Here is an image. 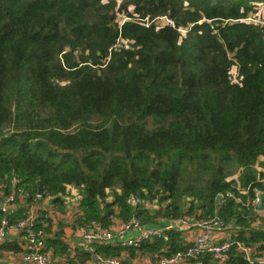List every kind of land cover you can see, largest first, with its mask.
Masks as SVG:
<instances>
[{
	"label": "trees",
	"instance_id": "1",
	"mask_svg": "<svg viewBox=\"0 0 264 264\" xmlns=\"http://www.w3.org/2000/svg\"><path fill=\"white\" fill-rule=\"evenodd\" d=\"M262 8L264 0H0L5 190L15 177L56 198L71 184L81 194L76 221L103 225L116 210L148 222L216 208L231 238L261 253L264 210L249 211L253 188L264 191V26L245 17H264ZM132 193L162 204L132 206ZM65 225L49 228L55 253L68 252ZM183 239L172 230L170 249ZM162 242L93 246L119 255ZM3 246L18 251L16 241ZM74 251L69 264H87L89 251ZM228 263L248 264L234 246Z\"/></svg>",
	"mask_w": 264,
	"mask_h": 264
},
{
	"label": "built area",
	"instance_id": "2",
	"mask_svg": "<svg viewBox=\"0 0 264 264\" xmlns=\"http://www.w3.org/2000/svg\"><path fill=\"white\" fill-rule=\"evenodd\" d=\"M245 18L264 26V17L254 18L250 15ZM168 21L171 23V20ZM17 180L18 178L15 177L12 179L9 190H5L6 182L0 181V258L15 254L20 257L21 264H58L53 261L48 250L46 240L49 234L43 226L36 224L40 215L43 216L41 221L42 225L44 224L43 220L50 206H59L58 197L64 205L62 214H65V217L61 218V222L75 230V234L80 237V244L86 248L91 249L93 242H113L138 247L143 241L158 239L163 242L159 251L153 253L156 258L153 264H205L203 256L207 254L210 256L211 264H229L232 246L241 252L248 264H264V250L260 253L255 251L253 245L232 239L227 224L217 213L216 208L213 212L204 215L181 214L177 217L161 215L154 221L148 222H143L134 213L123 218L116 210L115 214L110 216V223L107 225L95 219L80 222L76 221L78 214H81L79 188L69 184L66 193L55 198V195L41 193L39 190L32 194L23 185L16 184ZM70 186L75 187L79 193L76 202L69 200ZM253 189L252 204L255 205L253 208L256 210L258 194L262 191L256 187ZM241 191L245 192L246 189ZM221 197L222 195L218 194L217 204L222 201ZM237 200L240 198L237 197ZM126 202L132 206L143 204L149 209H156L162 204L156 198L145 199L133 193L127 196ZM33 205L37 206L39 213L33 211ZM19 209H22V213L17 216ZM72 209L74 211L70 215L74 226L71 225L72 222L69 224L71 220L66 216V213ZM263 210L264 202L261 211ZM172 230H179L181 234L186 232L183 235L182 246L175 250H171L169 244ZM9 241H16L18 251L2 248L1 245ZM91 258L95 264L123 263L119 256L107 255L93 248Z\"/></svg>",
	"mask_w": 264,
	"mask_h": 264
},
{
	"label": "rangeland",
	"instance_id": "3",
	"mask_svg": "<svg viewBox=\"0 0 264 264\" xmlns=\"http://www.w3.org/2000/svg\"><path fill=\"white\" fill-rule=\"evenodd\" d=\"M259 11H261L263 14H264V9L262 8V9H260ZM260 12V13H261ZM252 17H254V18H262L261 16H259V15H255V14H252L251 15ZM120 17H124V14H121L120 15ZM159 18H163L162 16H158ZM168 20V19H167ZM169 22V21H168ZM234 69H233V73H234ZM257 167L258 168H260V169H262V170H264V167H262L261 165H257ZM227 168L232 172V174L231 175H229V177L228 178H232V177H234V178H236L237 177V174H238V168H236L233 164H228L227 165ZM185 177H188V178H193V177H196V175L192 172V168H190V167H187L186 168V170H185ZM260 180H262L263 181V183H264V176L262 177V178H260ZM2 182H4L3 180H1ZM69 185V184H68ZM67 185V186H68ZM68 197H69V200L71 201V202H76V200H77V197L79 196V193H78V191H77V189L75 188V187H73V186H70V187H68ZM48 205V204H47ZM32 209H33V211H37L38 213H39V209L37 208V206H35V205H33V207H32ZM262 209H259V210H250L249 211V214H250V216L251 215H253V214H255L254 212L256 211V212H262L261 211ZM74 211V209H72L71 211H69V212H67L66 213V216H67V218H69L70 220H71V222H72V215H70V213L71 212H73ZM63 213V211H62V209L58 206V207H55V206H50V210L47 212V214H46V217H44V220H43V227L45 228V230H46V232L48 233V231H49V228H50V226L51 227H54V226H56L57 225V223H60L61 222V218H63V217H65L64 215L65 214H62ZM256 221L254 222V224H257L258 222H259V220H260V218H257V219H255ZM66 227H69V225H66ZM73 232V231H72ZM74 233V232H73ZM80 240V239H79ZM81 242V241H80ZM80 242H78V244L80 243ZM142 244V243H141ZM140 244V245H141ZM80 245V244H79ZM139 245V246H140ZM138 246V247H139ZM81 247L82 248H84L85 250H87V251H91L92 250V247H91V249L90 248H86V247H84L83 245H81ZM137 249V248H136ZM136 254H135V256H133V255H131V254H129L130 256H132L133 257V259H136L137 258V256L139 255V258L137 259V261L140 263V264H153L152 262H154L155 260H156V258H154V256H153V253H155V252H149V251H140L139 249H137V252H135ZM13 257H15V256H12L11 258H13ZM135 261L134 260H130L129 261V263L130 264H137L136 262L134 263ZM95 264V263H94Z\"/></svg>",
	"mask_w": 264,
	"mask_h": 264
},
{
	"label": "crops",
	"instance_id": "4",
	"mask_svg": "<svg viewBox=\"0 0 264 264\" xmlns=\"http://www.w3.org/2000/svg\"><path fill=\"white\" fill-rule=\"evenodd\" d=\"M57 227V225L56 226H54V227H51L50 226V228L51 229H54V228H56ZM64 228V233H63V239L69 244V247H68V252L67 253H59V252H57V253H55L53 250H52V248H53V246H49L48 245V250L50 251V253H51V257H52V259H53V261L54 262H56V263H58V264H69V262H68V258L66 257V256H68V254L70 255V256H73V254H74V248L75 247H77V246H81V244L79 245L78 244V242H80V237L77 235V234H75V230H73L71 227H66V226H64L63 227ZM74 233H73V232ZM186 232H183L182 233V235H184ZM2 246V248H5V249H12V248H9V247H6V246H3V244L1 245ZM92 248H93V250H94V246H92ZM54 249V248H53ZM84 249V248H83ZM13 251H16V250H14V249H12ZM85 250V249H84ZM87 251V250H86ZM135 252H137V250H135ZM89 253H90V257L89 258H87V260H86V263L87 264H94L93 263V261L91 260L92 258H91V251H89ZM130 253H128V252H126V251H122L119 255H117V256H119L120 258H121V261L122 260H124V261H126L127 260V264H130L129 263V261L132 259V260H134L137 264H140L138 261H137V259L139 258V255L137 256V258L136 259H133V257L132 256H130L129 255ZM135 254L136 253H134V254H131V255H133V256H135ZM12 256H15V257H13V258H11ZM12 256H9V257H5V256H2L1 258H0V264H21V261H20V257L18 256V255H15V254H13ZM75 260H76V257L74 258ZM123 262V261H122ZM134 262V263H135ZM155 262V261H154ZM154 262H152V263H154ZM77 264H79V263H77ZM210 264H211V262H210Z\"/></svg>",
	"mask_w": 264,
	"mask_h": 264
},
{
	"label": "water",
	"instance_id": "5",
	"mask_svg": "<svg viewBox=\"0 0 264 264\" xmlns=\"http://www.w3.org/2000/svg\"><path fill=\"white\" fill-rule=\"evenodd\" d=\"M263 202H264V191H262L258 194V200L256 202V209H262L263 208Z\"/></svg>",
	"mask_w": 264,
	"mask_h": 264
}]
</instances>
